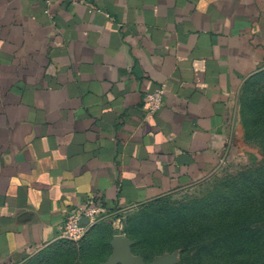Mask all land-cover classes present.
<instances>
[{
	"label": "crops",
	"instance_id": "1",
	"mask_svg": "<svg viewBox=\"0 0 264 264\" xmlns=\"http://www.w3.org/2000/svg\"><path fill=\"white\" fill-rule=\"evenodd\" d=\"M263 70L264 0H0V264L67 247L77 206L131 210L252 161L240 108ZM116 235L139 256L110 221L74 264H109Z\"/></svg>",
	"mask_w": 264,
	"mask_h": 264
},
{
	"label": "rangeland",
	"instance_id": "2",
	"mask_svg": "<svg viewBox=\"0 0 264 264\" xmlns=\"http://www.w3.org/2000/svg\"><path fill=\"white\" fill-rule=\"evenodd\" d=\"M245 150L256 157L151 204L104 216L133 232L147 263L264 264V74L244 93ZM252 145V146H249Z\"/></svg>",
	"mask_w": 264,
	"mask_h": 264
},
{
	"label": "built area",
	"instance_id": "3",
	"mask_svg": "<svg viewBox=\"0 0 264 264\" xmlns=\"http://www.w3.org/2000/svg\"><path fill=\"white\" fill-rule=\"evenodd\" d=\"M57 0H45L47 5H52ZM72 4L78 3L80 0H66ZM164 103V91L159 89L157 92L148 93L146 95L143 107L148 113L158 112ZM106 209L98 203H90L77 206L70 212L62 225L61 238L67 240L78 241L85 236L87 230L104 218ZM88 219V224L84 225L82 219Z\"/></svg>",
	"mask_w": 264,
	"mask_h": 264
},
{
	"label": "trees",
	"instance_id": "4",
	"mask_svg": "<svg viewBox=\"0 0 264 264\" xmlns=\"http://www.w3.org/2000/svg\"><path fill=\"white\" fill-rule=\"evenodd\" d=\"M264 74V70L261 71L259 74H257L256 76H254L249 82L248 84L245 86L244 92H243V96H242V100H241V110H245L246 108H244V93L245 90L247 89L248 85L258 76H261ZM264 112V111H263ZM264 114V113H263ZM167 197V196H166ZM166 197H163L155 202L152 203H156L159 202L163 199H165ZM151 204V203H148ZM146 205V204H145ZM110 213V212H109ZM108 219H101L97 224H102V223H107ZM127 234L128 236L133 239V232L131 231V228L128 227L127 229ZM87 238V233L85 234L84 237H82L80 240L78 241H83ZM65 244H67V247L65 248H61V249H55L52 250L48 253L42 254L37 256L36 258L30 260L29 262L25 263V264H74V259H75V250H74V246L72 244L75 243V241L73 240H67L64 239L63 241ZM138 244L134 243L133 246V251L138 254Z\"/></svg>",
	"mask_w": 264,
	"mask_h": 264
},
{
	"label": "water",
	"instance_id": "5",
	"mask_svg": "<svg viewBox=\"0 0 264 264\" xmlns=\"http://www.w3.org/2000/svg\"><path fill=\"white\" fill-rule=\"evenodd\" d=\"M82 223L87 225L88 219L83 218ZM112 245L114 247V252L109 264H147L141 256H134L132 254V241L129 238L116 235L113 239ZM150 264H163V261L157 260Z\"/></svg>",
	"mask_w": 264,
	"mask_h": 264
}]
</instances>
